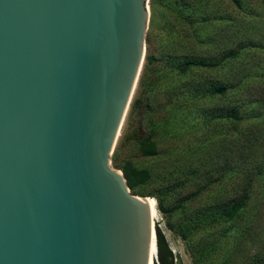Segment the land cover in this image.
<instances>
[{"label": "water", "instance_id": "1", "mask_svg": "<svg viewBox=\"0 0 264 264\" xmlns=\"http://www.w3.org/2000/svg\"><path fill=\"white\" fill-rule=\"evenodd\" d=\"M148 22V0H0V264H149L150 198L110 164Z\"/></svg>", "mask_w": 264, "mask_h": 264}, {"label": "rangeland", "instance_id": "2", "mask_svg": "<svg viewBox=\"0 0 264 264\" xmlns=\"http://www.w3.org/2000/svg\"><path fill=\"white\" fill-rule=\"evenodd\" d=\"M177 1L148 0L145 55L110 164L150 171L130 191L155 200L154 230L164 235L172 264H264V0H240L241 9L231 0ZM185 60L210 65L177 73ZM157 68L161 79L152 86ZM215 86L227 90L209 93ZM147 136L157 142L156 155L139 149ZM246 187L249 199L236 219L207 217L206 207Z\"/></svg>", "mask_w": 264, "mask_h": 264}, {"label": "trees", "instance_id": "3", "mask_svg": "<svg viewBox=\"0 0 264 264\" xmlns=\"http://www.w3.org/2000/svg\"><path fill=\"white\" fill-rule=\"evenodd\" d=\"M231 1L236 7L241 9V1L240 0H231ZM176 2H178V1L173 0V4H175ZM228 56L234 57V55L232 53L228 54ZM146 58H147V62L149 64H151L154 62L156 56L152 52H149V53H147ZM197 64H199L203 67L210 65L209 63H206L204 61L185 60V61H182V62H179L178 64H176L175 70L177 73L178 72L184 73L190 67H192L193 65H197ZM213 65L215 66L216 64H213ZM154 72H156V75H154V74L150 75V76H154L153 79L151 80V82H149L150 85H152V86L158 85L159 80L161 79L160 78L161 77V68H157L156 70H154ZM149 83L147 84V81L144 80V82L142 84L145 88H147ZM260 89H261L260 92H263V95L261 97L264 98V87L260 88ZM226 90H227L226 87L215 86L212 88V90H210L209 93L223 94V93H225ZM261 101L264 104V99H261ZM238 114H239V111L236 109H230L228 111V117L230 119H233V120L237 119L239 117ZM153 131H155V129L152 130V132ZM150 136L152 138V137H154V134L151 133ZM149 137L147 136L146 138L139 140V149L145 155H156V153H157V150H156L157 142L155 140H151ZM122 171H123L124 177L127 181L128 187L130 189H133L135 186H137L139 184H144V183L148 182L151 178V173L148 169L136 168L129 163L126 164L122 168ZM248 196H249V188L246 187V189H243V191L241 192L240 195H235V197H237V198H234V197L232 198V196H231L230 197L231 199H229V202H223L222 203V202L218 201L217 204H213L211 207H209V206L206 207L204 210L207 213H205V212L204 213L207 214V217L210 220H212L213 218L215 219V217H218L220 220L223 219L226 221L234 220L237 218L240 211L246 206L247 201L249 199ZM158 205H159V208L161 211L165 210V208L163 207L162 201H159ZM213 209L216 210V212H214ZM204 213L202 212L199 215L198 220H201V219L204 220L205 219L203 217ZM192 217H195V214ZM177 233L182 238H184V239L187 238L185 230L182 227L178 230ZM156 244H157L159 264H172L171 251L169 249V246L167 245V242L165 240L164 235L161 233V231L159 229L156 230ZM256 264H259V263L256 261Z\"/></svg>", "mask_w": 264, "mask_h": 264}, {"label": "bare ground", "instance_id": "4", "mask_svg": "<svg viewBox=\"0 0 264 264\" xmlns=\"http://www.w3.org/2000/svg\"><path fill=\"white\" fill-rule=\"evenodd\" d=\"M150 203L152 206V220L154 223V220L157 217V210H156V205H155V200L150 198ZM156 254V244H155V233L153 232L152 234V243H151V251H150V261L149 264H153L154 262V255Z\"/></svg>", "mask_w": 264, "mask_h": 264}]
</instances>
